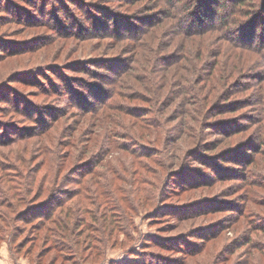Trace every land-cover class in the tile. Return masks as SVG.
Returning a JSON list of instances; mask_svg holds the SVG:
<instances>
[{"label": "rangeland", "instance_id": "rangeland-1", "mask_svg": "<svg viewBox=\"0 0 264 264\" xmlns=\"http://www.w3.org/2000/svg\"><path fill=\"white\" fill-rule=\"evenodd\" d=\"M12 1V13L0 8V138L37 125L6 95L33 110L55 108L57 118L50 132L0 147V264H264V61L239 45L256 41L192 30L191 14L180 25L166 0ZM64 79L104 94L82 102L49 90L68 87ZM260 136L243 181L225 177L232 171L215 175L201 160L235 165L222 154ZM91 161L96 174L85 185H60L80 187L72 201L83 199L79 211L67 208L85 224L70 223L54 242L38 218L19 221L56 175L66 179ZM20 167L27 179L36 169L27 192L17 185ZM101 184L117 209L92 203Z\"/></svg>", "mask_w": 264, "mask_h": 264}, {"label": "trees", "instance_id": "trees-1", "mask_svg": "<svg viewBox=\"0 0 264 264\" xmlns=\"http://www.w3.org/2000/svg\"><path fill=\"white\" fill-rule=\"evenodd\" d=\"M26 1L33 2L34 7H37L38 3L40 2V0H26ZM58 2L59 3L61 2L60 3L61 5L65 4L60 0H58ZM166 2L168 3L167 12L170 14L172 12L171 15L173 17H175V15H178V19L180 17V21H181L180 25L183 24L184 19L187 16H190L191 14L195 16L194 17L195 19L193 20V22L198 24V26L193 27L192 30H202L203 28L215 27L217 29H220L221 31H225L228 34V35L226 34L227 36H229L230 31H232V33L234 34L235 33L240 34L241 38L243 37L242 38L243 40H253V41L255 40L256 42L254 44H243L239 41V45L242 46V48L244 47V48L255 51L259 56L262 57L264 61V0H166ZM14 6H15V3L12 0H0V8H2V10L4 11H8V12L11 11L12 13V8ZM60 8H63V6H61ZM182 8L186 11V13L183 12L182 14H180ZM191 9H193L192 12H190ZM178 10L179 12L177 13L176 11ZM210 21H213V22L211 24H206L207 22H210ZM237 21H238V24L233 26V24H236ZM189 27H192V26H189ZM192 30L190 29L189 31H192ZM153 63L155 62L153 61ZM95 78L97 80L98 76L96 75ZM102 80L104 79H100L101 82ZM105 80H107V78ZM110 80L112 81V79ZM67 82L68 81L66 80L63 86H68V87L61 88V86L56 87L52 85V88L49 90L52 92L53 91L60 92L62 94L66 93L68 98L71 96H76L78 97L79 101H82V102L86 100V94H92V95L95 94V96H102L104 94V89H101V87L94 85V84L90 85L87 83V81L86 82L82 81L81 84H80V81L73 82L72 85L71 84L69 85ZM46 90L48 91V89ZM151 100L152 102L158 101V99L155 96ZM5 102H8L9 107L12 108L13 110H16L20 113L22 112L24 117H28L32 121L36 119L35 122H37V125H34L33 127L29 128V130L27 129L20 130L16 132L15 135L12 137L8 135L5 137H1L0 147H6L9 145L15 144L17 141L24 140L25 138H28L29 136H32V135L41 136L43 134L50 132L51 121L52 119L55 120L57 118L56 117L57 115L55 113L57 112V109L54 108V111H50L49 113L44 112L40 108H36L35 110L30 109L31 105L29 106V104H26V101H24L22 97H18L15 99V101H13L11 100V97L9 95H6ZM23 102L25 103V105H23ZM101 102L100 104H103ZM68 103L70 104L71 101H68ZM88 104L90 105V103ZM94 107L95 106L90 108L89 106L90 110L93 109L91 110L92 112H94L96 109V107L95 108ZM263 108L264 106L262 107V109ZM261 111L262 110L259 109L260 117H261V113H260ZM147 112L148 111H146L145 113H142L141 115L144 116L148 114ZM262 138L263 137L260 136L256 139L255 142L240 146L237 149L232 150L231 153L228 152L226 154H222V156L220 157V160H224L229 163L234 162L235 165L231 164L229 167H224L220 165L219 163H217L216 161L217 159L201 158V160L205 163L204 164L205 166L210 167L211 171L214 170L213 172L215 173V175L219 174L224 178L225 175L223 172L232 171L230 174L226 173L225 177H229V176L233 177L232 174H237L235 175L236 178H240L243 181V179L245 180V178H248V166H250V162H248V159L252 158L254 152L257 151L255 145L257 141L261 140ZM131 140H133V138H131ZM135 144L136 143L133 142L132 146ZM259 149H260L259 151L261 152L262 150L261 146L259 147ZM129 152L133 154L134 151L132 150V148H130ZM139 152H142V151H139ZM138 153L137 155H139ZM91 154L93 155V153ZM134 154H136V152H134ZM92 161L88 164L86 163L80 166L82 169H79L80 167L77 170L74 168L71 171L72 176L71 174H67L66 179H63L64 181L60 180V175H56V180L55 179L52 181L50 180L52 185H48V188L53 187L51 191H49L50 192L49 195H46L44 199L41 201V203L30 204V205H28L27 203L25 208L22 209L18 213L19 221L21 220L22 222H29L33 220L32 218H38L41 221L38 228L40 231H44L43 232L44 238L46 237V239L47 238L53 239L55 235L60 234V232H63L62 229H69L70 223H73V222L76 223L78 221L77 223L85 224L84 219H82V217L79 214H77L76 212H72V210L74 209V205H72L71 208H67L68 207L67 205L73 203L72 202L73 199L77 195H79V193L81 192L79 189L80 187L78 188L79 190L77 189L75 191H72V190H67L66 187H61V186L65 185L67 182H76L79 185H82V186L85 185L84 178L88 174H94V175L96 174L94 170L95 166L92 167L93 165ZM212 161L213 163H211ZM96 164L97 163H95V165ZM5 165L6 164H3V163L0 164L1 170L4 167H6ZM16 170L19 171L18 177L20 178L19 182H17V185L22 186V190H26L27 192V187L32 186L35 183L36 169L33 170V172L28 175V179L27 177H25L26 174L24 173V170L21 167L17 168ZM195 171H196L195 173L199 175H202V174H204L205 176L207 175L205 171H202V173H200L201 171L200 169H197ZM186 172L187 171L182 170L180 173L179 172L178 173H179V176L183 178V176L186 175L185 174ZM188 172L189 174H192V171H188ZM47 174L48 175L46 178L49 179L50 171H47ZM62 182H65V183L62 184ZM90 183L94 185L93 181ZM100 183L101 182L99 181L97 182L95 181V184H100ZM9 186H8L9 189L13 188V186H10L11 188ZM4 187H7V186L4 185ZM96 190L98 192L97 188ZM98 194H100V197L97 196L98 199H95V200L93 198L92 203H96L97 201V205L99 203L101 205L104 204L106 208L108 207L110 209L111 208L117 209V204H120V203H118L119 201L115 193H112V191L110 190L107 191L105 187H103V185L101 184ZM16 195H18L17 197H20L19 198L20 202H23L25 200V197L20 196L19 193H17ZM0 200H1L0 202H4V199H0ZM82 201L83 199L80 197L79 199H77L76 203L75 202L73 203V204H76V207H77L76 209L80 207V204H82ZM113 201H115L116 203L113 204ZM86 203H87V199H86ZM111 204H113V206H110ZM201 208L202 209H199V211L207 210L206 206L201 207ZM79 209L77 211H79ZM172 209L174 208L172 207ZM112 222H115V221H112ZM207 228L209 227H205L203 229H207ZM203 234H207V233L205 232ZM208 236L209 235H204V238H207ZM53 240L54 242H56L55 239ZM156 242L158 243L159 241H156ZM159 243L161 244V242ZM172 245L173 244H171V246Z\"/></svg>", "mask_w": 264, "mask_h": 264}]
</instances>
